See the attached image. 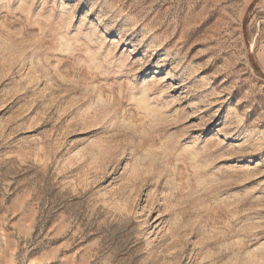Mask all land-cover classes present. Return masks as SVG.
<instances>
[{
	"label": "rangeland",
	"instance_id": "rangeland-1",
	"mask_svg": "<svg viewBox=\"0 0 264 264\" xmlns=\"http://www.w3.org/2000/svg\"><path fill=\"white\" fill-rule=\"evenodd\" d=\"M264 0H0V264H264Z\"/></svg>",
	"mask_w": 264,
	"mask_h": 264
},
{
	"label": "snow or ice",
	"instance_id": "snow-or-ice-1",
	"mask_svg": "<svg viewBox=\"0 0 264 264\" xmlns=\"http://www.w3.org/2000/svg\"><path fill=\"white\" fill-rule=\"evenodd\" d=\"M260 238H261V239H264V234H261Z\"/></svg>",
	"mask_w": 264,
	"mask_h": 264
}]
</instances>
